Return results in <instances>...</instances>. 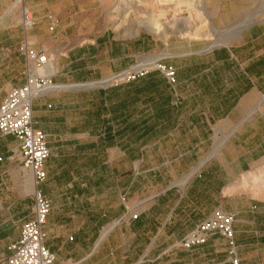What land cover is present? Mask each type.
Instances as JSON below:
<instances>
[{"label": "crops", "instance_id": "crops-1", "mask_svg": "<svg viewBox=\"0 0 264 264\" xmlns=\"http://www.w3.org/2000/svg\"><path fill=\"white\" fill-rule=\"evenodd\" d=\"M83 2L22 0L34 26L11 18L0 44V102L25 82L23 40L49 58L51 82L66 86L31 102L50 152L39 190L50 202L43 231L53 264H229L218 235L177 246L215 209L233 215L240 264H264V200L241 188L264 166V17L225 46L170 53L149 37L99 32L95 0ZM151 57L175 70L164 106L140 97L128 107L122 84L86 87ZM31 191L16 140L0 137V256L31 216Z\"/></svg>", "mask_w": 264, "mask_h": 264}, {"label": "built area", "instance_id": "built-area-1", "mask_svg": "<svg viewBox=\"0 0 264 264\" xmlns=\"http://www.w3.org/2000/svg\"><path fill=\"white\" fill-rule=\"evenodd\" d=\"M33 25L34 19L28 10L23 8V29L27 30ZM18 52L25 60V82L20 87L12 88L0 102V137L11 136L18 144L21 166L29 174L33 184V190L29 193L32 206L30 218L23 222L18 239L7 247V254L0 256V264H53L55 257L44 245L43 231L50 213V202L39 190V185L46 179L44 164L50 152L44 134L34 129L31 102L34 98L54 90L52 87L55 85L47 72L50 61L44 52L33 50L25 40L20 42ZM131 68L113 74L111 84L134 82L151 72H156L174 93L176 74L172 66L156 60L146 67ZM177 103L176 99L173 104ZM131 219H136V215H132ZM233 222L232 214L215 209L185 234L177 246L190 250L205 244L211 236L218 235L227 245L229 264H240L233 239Z\"/></svg>", "mask_w": 264, "mask_h": 264}, {"label": "rangeland", "instance_id": "rangeland-1", "mask_svg": "<svg viewBox=\"0 0 264 264\" xmlns=\"http://www.w3.org/2000/svg\"><path fill=\"white\" fill-rule=\"evenodd\" d=\"M21 1L0 0V18H4L0 22V44L6 45L9 41L7 27L11 24V18L22 16L24 6ZM84 3L79 0V5L84 6ZM94 8L96 29L99 32L108 28L112 36L129 43L149 37L160 44L166 43L170 53H183L189 47L191 52L202 51L214 39L219 40L217 46H225L232 43L246 25L264 17V0H95ZM19 33L20 29H15L14 36ZM154 60L158 58H146L133 64L131 69L139 64L147 66ZM1 62L4 64L1 65ZM0 66H6L1 52ZM181 180L176 178L178 183ZM150 182L147 178L145 183ZM241 182L245 192L264 200V166L245 174ZM30 198L29 195L31 203Z\"/></svg>", "mask_w": 264, "mask_h": 264}, {"label": "trees", "instance_id": "trees-1", "mask_svg": "<svg viewBox=\"0 0 264 264\" xmlns=\"http://www.w3.org/2000/svg\"><path fill=\"white\" fill-rule=\"evenodd\" d=\"M122 85H125L128 88L126 95L128 107L133 106L140 97L143 98V102L145 103L153 102L154 97H157L158 101L162 102L163 106L167 103L168 86L163 79L154 73H149L144 78ZM128 116L130 117V114Z\"/></svg>", "mask_w": 264, "mask_h": 264}, {"label": "bare ground", "instance_id": "bare-ground-1", "mask_svg": "<svg viewBox=\"0 0 264 264\" xmlns=\"http://www.w3.org/2000/svg\"><path fill=\"white\" fill-rule=\"evenodd\" d=\"M247 21V20H246ZM242 24H244V23H242ZM241 24V25H242ZM239 28H241V27H239ZM236 34V33H235ZM230 38H232V37H230ZM213 43L211 44V45H209L205 50H209L210 48H213V47H215V46H217V45H219V40H217V39H214L213 41H212ZM155 61V60H154ZM151 62H153V61H151ZM150 62V63H151ZM150 63H148V65L150 64ZM146 65V64H145ZM142 67H146V66H144L143 64L141 65V64H139V66L138 67H135V68H133V69H138V68H142ZM50 70H51V68H50V63L48 64V68H47V72H49L50 73ZM113 78L114 77H109V78H106V79H103V80H101V81H98V82H94V83H89V84H86V87L88 86V87H96V86H101V85H105V84H107V83H109V81H112L113 80ZM59 87H66V86H53L52 88L53 89H57V88H59ZM70 87H78V88H80V87H83V85L81 86V85H73V86H71L70 85ZM85 87V86H84ZM32 190H33V184H32Z\"/></svg>", "mask_w": 264, "mask_h": 264}]
</instances>
